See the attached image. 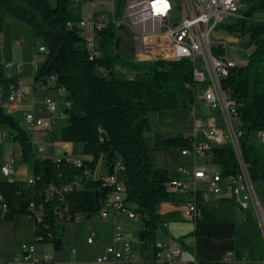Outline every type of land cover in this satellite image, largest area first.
<instances>
[{"label": "trees", "instance_id": "trees-1", "mask_svg": "<svg viewBox=\"0 0 264 264\" xmlns=\"http://www.w3.org/2000/svg\"><path fill=\"white\" fill-rule=\"evenodd\" d=\"M6 17L30 25L35 40L47 49L35 80H39L42 86L54 74L57 85L64 88L63 112L68 115V124L62 128V140L81 142L85 154L82 159L93 171L101 157L106 159L109 174H118L115 166L118 161L121 162L125 171L122 179L125 202L144 221L139 237L144 241L154 240V234L164 219L156 211V205L163 201H175L178 194L167 187V182L171 180L167 169H162L157 177L152 175L155 163L145 140V133L150 129L149 113L183 107L188 101L195 102L194 90L185 86L193 79V61L190 58L124 60L116 51L121 39L118 41L116 27L112 23L99 33L102 55L91 58L86 39L77 25L82 17L81 11L71 0H56L54 5L49 0H0V32ZM69 22L72 24L69 25ZM221 28L230 34L246 37L243 43L246 64L232 67L223 86L230 89L238 104L239 123L243 129L242 152L249 164L251 177L255 183H264V158L256 137L258 131H264V0L248 5L242 16L221 25ZM213 51L223 54L224 48L214 46ZM101 68L108 70L107 74H101ZM116 70L129 75L117 74ZM4 79L5 68L0 60V86ZM0 125L10 128L19 143V159L31 162L32 173L39 176L34 186H27L25 180L0 179V193L11 208L1 219L4 221L25 215L29 201L38 198V193L43 192L48 183L58 176L60 169L51 159L35 156L28 132L21 127L19 119L1 105ZM190 145L188 138L177 135L156 141L153 148L169 150ZM211 153L213 162L224 175L239 170L238 160L229 143H223ZM67 171L79 172L75 168H64L65 174ZM105 181L100 175L86 179L82 188L70 193L68 200L73 210L85 214L99 211L101 201L110 191ZM200 198L198 191L195 221L200 216L205 220L216 219L208 202ZM44 222L49 224V228L40 227L39 230L44 234L45 241L59 247L64 225L53 215L51 206L46 208ZM245 236L237 239V256L243 254L250 239L249 234ZM197 262L231 264L202 258Z\"/></svg>", "mask_w": 264, "mask_h": 264}, {"label": "built area", "instance_id": "built-area-1", "mask_svg": "<svg viewBox=\"0 0 264 264\" xmlns=\"http://www.w3.org/2000/svg\"><path fill=\"white\" fill-rule=\"evenodd\" d=\"M92 9L82 15L77 22L83 36L86 39V47L89 49L90 57L102 55L101 38H88V33L99 34L109 24L115 27L128 26L134 33L136 42L137 60L153 59H181L190 58L193 61V79L185 84L186 87L194 90L196 100L206 101L211 110L221 117L223 126L210 125L204 128L203 122L193 112L192 123L194 134L184 135L191 141V145L181 148L183 156H197L213 151L223 143H229L235 152L239 163V170L235 173L224 175L221 169H210L195 162L191 166L180 165L178 170L191 180H170L167 187L170 191L179 194L186 192V204L183 208V217L195 220L197 217V192L203 202L210 201L211 197L221 196L228 193L234 201L242 208H252L260 233L264 240V202L259 197L256 183L253 181L249 164L245 161L241 146L243 129L239 123L238 104L231 96L229 88L223 86V81L229 76L230 69L237 64L225 58L223 54L214 53L213 33L221 25L226 24L229 15L238 10V0H123L122 14L118 17L115 10L110 12L104 8V0H91ZM80 0H73L78 5ZM176 7L182 9V19L173 22V11ZM69 25L72 23L69 22ZM100 35V34H99ZM168 37L172 43V50L165 49L158 40V37ZM236 36V39H235ZM237 34L231 33L230 41L237 40ZM1 40V39H0ZM220 40V41H219ZM220 45L225 41L224 37L218 39ZM222 41V42H221ZM162 51L167 52L166 56H159ZM39 52H46L43 45H39ZM23 63H4L7 75L12 71H21ZM31 66L36 72L40 63L37 60L31 61ZM103 71H108L101 68ZM116 69H120L119 66ZM21 82L13 78L9 82V93L6 99H2L3 85L0 86V105L12 112H20L19 118L21 127L30 135L36 157L49 158L60 169L58 176L50 181L43 192L38 193V198L29 201L26 211L33 221L34 242L23 244L21 257L3 259L0 257V264H32L38 263L37 244L45 241V236L40 232V227L49 228L44 222L47 206H51L53 215L61 221L80 222L84 220L85 213L75 211L68 200V195L82 188L86 179H91L93 170L83 161L82 158L62 153L50 156L46 154L48 143L47 135L52 131L56 116L63 113L59 110L56 100L51 96H45L44 115H39L37 109L27 105ZM43 88L57 89L63 96L64 88L57 85V77L52 74L48 77ZM199 131H203L201 136ZM258 142L264 143V131L257 132ZM1 140L7 139L14 145V152H20L19 143L16 141L11 130H0ZM1 151V150H0ZM14 157L10 161L0 164V173L4 176L12 175ZM116 170L122 168L120 161L115 166ZM64 168L78 169V173L65 174ZM108 184L110 191L106 198L101 201L100 214L106 219L111 212L126 213L130 218L139 219L140 215L129 207L125 202V185L119 175L100 174ZM39 176L32 173L26 178L27 186H34ZM191 184V185H189ZM11 210L10 203L0 193V221ZM164 223V222H163ZM166 225V223H164ZM97 240V231L89 230L86 242L93 244ZM181 245L176 242L156 241L154 243L153 264H174L181 254ZM76 249H73L75 255ZM234 253L229 251L225 254L223 261L231 263ZM49 255L43 256V261L48 262ZM112 262L113 264H137L136 252L132 249L131 241L123 233L119 224H115L111 241L106 245L102 254L96 255L88 264H101ZM196 262V261H195Z\"/></svg>", "mask_w": 264, "mask_h": 264}, {"label": "rangeland", "instance_id": "rangeland-1", "mask_svg": "<svg viewBox=\"0 0 264 264\" xmlns=\"http://www.w3.org/2000/svg\"><path fill=\"white\" fill-rule=\"evenodd\" d=\"M179 2V0H177ZM258 0H239L240 6L237 11L233 15H229L226 20V23H231L237 20L240 16L243 15L248 5ZM50 4L54 5L56 0H49ZM91 2V0H90ZM89 0H82V5L85 7L86 4H90ZM104 8L113 12L115 10V14H118V17L122 14L123 8V0H104ZM174 18L173 22H178L182 19V9L176 7L173 11ZM2 34L6 35V40L2 39L0 44V60L5 63L7 61L13 63H23V68L21 69L20 82L21 88L23 90V94L26 102H31L34 100L35 104L38 107H43V99L46 94L51 95V97H55L56 104L59 110H63L65 107L64 97L62 94L60 95L57 89L54 88H43L40 83L37 87H34V74L36 70H34L31 66L32 60H37L39 63H42L44 60L45 54L43 52H39V42H37L33 36L32 28L27 23L20 21L18 19L12 17H6ZM115 34L119 37V47L116 48L117 53L124 60H137L136 53V42L133 31L128 26L116 27ZM236 41H230L231 34L226 31V29L218 28L213 33V46L215 43L218 44V47H221L220 40L218 39L224 37L225 41H221L222 48H224L223 56L225 58L234 61L239 67L246 64L245 50L243 47V43L246 40V37L240 36L237 34ZM88 38H99V34L88 33ZM236 39V36H235ZM159 42L165 49L172 50V43L168 37L161 36L158 37ZM249 51V50H248ZM163 51L159 53V56L162 55ZM6 71V70H5ZM17 72L16 70L13 72V75ZM101 74L105 75L107 72L100 69ZM7 73V72H6ZM117 74L129 75V73H125L124 71L116 70ZM33 83V84H32ZM9 77L7 78L5 75L4 83H3V91L2 94L4 96H8L9 93ZM9 111V110H7ZM196 112L197 118L200 119L204 128L210 126L208 124V118L212 115V110L209 104L201 99L196 100L195 105L188 101L187 104L183 107H179L176 109H165L161 112L151 111L149 113L150 120V129L145 133V140L147 145L150 147V154L155 163V167L153 170V176H159L162 169H168L170 177L172 180H177L176 178H182L180 180H191L188 177H185L178 170L180 165L191 166L194 162L198 165H203L210 169H218V165L213 162V156L210 151L207 153H203L196 158L191 156L183 157L180 153L181 149H170V150H159L154 149L153 144V136L156 139L163 138L165 136L161 135L160 132H164L162 128L167 126V129H170L169 135H186L188 133L194 134V125L192 123V115L193 112ZM12 112V111H10ZM13 115L19 119L21 117L20 112H12ZM173 117V118H172ZM168 118V119H166ZM172 118V119H170ZM68 124V115L63 113H59L55 118V123L53 125L52 131L47 135L46 141L48 143L46 154L52 153L51 149L58 153L59 150H66L68 154L85 157L83 152V144L81 142H64L61 138L62 128ZM223 126V124H222ZM170 127V128H168ZM1 129L10 130L7 125H0ZM154 129H158V134L154 131ZM154 133V135H153ZM163 134V133H162ZM160 136V137H157ZM263 144V145H262ZM261 146V147H260ZM259 149L264 155V143L259 142ZM0 164L10 161L14 156L13 160V168L14 173L9 176H4L0 173V179L2 180H26L29 174L32 172V163L31 162H23L19 159L20 153L13 151L12 143L7 140L0 138ZM99 168L98 172L102 170H107L108 165L106 159L101 157L99 159ZM98 161V162H99ZM124 170L119 168L120 178H124ZM187 178V179H186ZM179 180V179H178ZM191 185V184H189ZM256 187L259 192V197L264 202V183L257 182ZM230 202H220L218 205L219 214L228 213L230 215L234 214V209ZM242 209V208H238ZM247 212L249 210L245 209ZM93 217L97 218L98 213H92ZM126 215V213H125ZM217 221V220H216ZM138 223L140 226L144 225V221L142 218L139 219ZM137 225V221L128 222L126 219L123 222L122 226H125L126 230L131 232L129 237L133 238L134 233L138 232L135 226ZM171 226H173L174 230L170 233L174 235L171 236L170 239H167L169 242L178 243L177 239H180L183 242L182 250H189V246H191L192 236L194 231V221L189 219H173L171 220ZM88 223L86 220H82L80 222H66L64 229L60 233L61 244L59 248L51 241H41L37 244V264H44L41 261V258L47 254L51 257L49 262H57L56 264H79L77 260L81 257H89L94 258L96 253H98L101 249L100 243L87 244L86 238ZM163 232V230H161ZM219 232L222 235H219L217 238H222L226 240L228 235L224 229H220ZM125 233V230H124ZM126 234V233H125ZM160 238L163 236L159 233ZM182 236V237H180ZM223 236V237H221ZM132 242V247L135 252H140L139 249V240L138 238L134 239ZM34 229H33V221L28 216L20 214L11 220L0 221V257L3 259L13 258V257H21L22 255V246L23 244H32L34 242ZM73 249H76V254L73 256L76 259V262H70L71 253H73ZM185 252V253H187ZM186 255H189L188 253ZM191 260H194L193 258ZM195 261V260H194ZM25 264H32L30 262H26ZM88 264V263H86ZM101 264H112L111 262H105Z\"/></svg>", "mask_w": 264, "mask_h": 264}, {"label": "crops", "instance_id": "crops-1", "mask_svg": "<svg viewBox=\"0 0 264 264\" xmlns=\"http://www.w3.org/2000/svg\"><path fill=\"white\" fill-rule=\"evenodd\" d=\"M71 1H73V0H71ZM89 2H90V0H89ZM239 4H240V2H239ZM74 6L77 7L78 11H81L82 15H84L92 9V1L90 2V4H86V6L84 7L82 5V0H80V3L78 5H74ZM0 39H1L0 44L2 42V39L4 41L6 40V35L2 34V32H0ZM162 54H165V56H166L168 53L163 51ZM14 71H12L10 76H8L6 71H5L6 77L7 78L9 77V82L13 78L20 79V75L22 73L20 71H17L20 73H16L15 75H13ZM35 74H34V82L33 83H34V87H37V85L39 84V80H35ZM45 96H51V95L46 94ZM2 99H6V96H4L3 94H2ZM26 103L29 106H32L34 104L33 106H34V108L37 109V113L39 115L45 114L44 103H43V107H38L35 104L34 100L31 102H26ZM159 112H161V111H159ZM172 118H170V119H172ZM166 119H168V118H166ZM208 124L209 125L222 126L223 121H222L221 117H219L216 113H214L212 111V115L209 116V118H208ZM168 128H170V127H168ZM170 129H167V126H164L162 128V130H164V132H160V134L165 136L163 138L171 137V136H177V135H169L168 131H170ZM0 130H6V129L0 128ZM154 131L158 134V132H157L158 129H154ZM202 134H203V131H201V132L199 131L198 135L201 136ZM153 135H154V133H153ZM157 137H160V136H157ZM163 138L156 139L153 136L154 143L158 140L163 139ZM153 147H154V144H153ZM51 150H52L51 151L52 153H48V155H50V156L60 155V154L65 153V152L67 153V151L65 149L59 150L58 153H55V151L53 149H51ZM13 151H14V145H13ZM262 156L264 158V155H262ZM76 157H79V156H76ZM183 157L187 158L186 156H183ZM80 158H83V157H80ZM99 163H100V161L98 162L96 169L93 171L92 178H96L100 174H107L108 173V168H107V170H102V171L98 172ZM121 169H123V167ZM218 169H219V167H218ZM117 172H118L119 177H120L119 168L117 169ZM123 172H124V177H125V171H123ZM169 176H170V174H169ZM185 177H187V176H185ZM122 179H124V178H122ZM176 179L180 180L182 178H176ZM188 179H189V177H188ZM177 196H178V199L175 201H163V202H160L156 205V211L163 216V218H164L163 222L166 223V225H164L163 222L161 223V225L157 228V230L154 234V240H152V241H144V240L140 239L139 231L144 228V225L140 226V224L138 223L140 218L137 220L130 218L127 214L125 215L124 212H120V213L111 212L106 219L102 218L100 211H97V213H98L97 218L93 217L92 213L91 214H85L84 220H86V222L88 223V228H87L88 230H87V232H85L86 235L88 236L89 230L94 229L95 231H97V240L95 243L101 244V249L98 253H96V255L102 254L105 251L106 245L112 239L115 224H119L122 227L123 233L125 230L126 234L125 233L124 234L126 237H127V235L130 236L132 234L131 232L126 230L125 226H122L123 222H125V220L127 219L128 222L137 221V225L135 226V228L137 229L138 232L134 233L135 235H133V238L129 237L130 238L129 240L131 241V245H132V242L135 241L134 240L135 238H138V240H139L138 241L139 242L138 247L140 249V252H136V259L138 261L137 264H153L152 260H153V256H154V243L156 241H167V239H170L171 236L174 237V235L170 233L172 230H174L173 226H171V220H173V219H185L183 217V208L185 207V204H186L185 203L186 202V192H181ZM223 201L230 202L233 206H235V207H233V209H234L233 215H230V214L225 213V212L223 214H219V210L217 207H218L219 203L223 202ZM208 204H209L210 209L215 212L216 219L205 220V219H203L202 216H200L199 220H196V221L193 220L195 228L193 231L194 233L192 236L193 239L191 242V246H189L190 248H189L188 252L183 251L182 246H181L182 252L174 264H190L191 262H192V264H198L197 260L199 258L209 260V261H223L225 254L229 251H232L234 253L233 260H232L231 264H264V240H263V237L260 233V230H259V227H258V224L256 221V216H255L254 210L252 208L240 207L228 193H224L221 196H216V195L212 196ZM239 207L242 209H238ZM245 209L249 210V212H247ZM66 222H69V221H61L60 223H62L65 227ZM254 224L256 225V227L254 226ZM253 228H254V230H253ZM220 229H224L226 231V234L228 235V238L226 240H223L222 238H217L219 235H222V233L219 232ZM161 230H163V232H161ZM159 233L163 236V238H160ZM247 234L250 235V239L247 240V244L243 250V254L241 256H237V254H236L237 239L240 236H242V239H243L244 237H246L245 235H247ZM180 237H182V236H180ZM221 237H223V236H221ZM177 241L180 245H183V242H181L180 239H177ZM132 249H134V248L132 247ZM185 252H187L189 255H186L187 253H185ZM73 256H74L73 253H71V259H70L71 263L76 262V259ZM192 258L196 262L194 260H191ZM42 259H43V257L41 258V260ZM50 259H51V257H50ZM92 259L93 258H89V257L84 256V257L79 258L77 260V262L79 264H86L88 261H90ZM49 260H48V262H49ZM41 262L45 264V262L43 260ZM51 263L56 264L57 262H51Z\"/></svg>", "mask_w": 264, "mask_h": 264}, {"label": "water", "instance_id": "water-1", "mask_svg": "<svg viewBox=\"0 0 264 264\" xmlns=\"http://www.w3.org/2000/svg\"><path fill=\"white\" fill-rule=\"evenodd\" d=\"M8 1H12V2H14L15 0H8ZM120 40V38L118 39V41Z\"/></svg>", "mask_w": 264, "mask_h": 264}, {"label": "bare ground", "instance_id": "bare-ground-1", "mask_svg": "<svg viewBox=\"0 0 264 264\" xmlns=\"http://www.w3.org/2000/svg\"><path fill=\"white\" fill-rule=\"evenodd\" d=\"M122 40V39H121ZM43 47H45L44 45H43ZM45 49H46V47H45ZM47 50V49H46ZM163 56H165V54H162Z\"/></svg>", "mask_w": 264, "mask_h": 264}]
</instances>
